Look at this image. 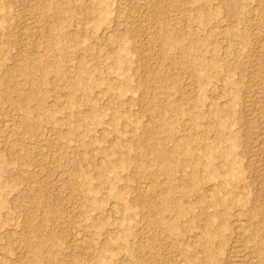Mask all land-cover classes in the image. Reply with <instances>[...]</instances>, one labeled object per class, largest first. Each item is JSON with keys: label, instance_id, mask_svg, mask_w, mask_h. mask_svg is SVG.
I'll list each match as a JSON object with an SVG mask.
<instances>
[{"label": "rangeland", "instance_id": "374dc122", "mask_svg": "<svg viewBox=\"0 0 264 264\" xmlns=\"http://www.w3.org/2000/svg\"><path fill=\"white\" fill-rule=\"evenodd\" d=\"M0 264H264V0H0Z\"/></svg>", "mask_w": 264, "mask_h": 264}, {"label": "bare ground", "instance_id": "6f19581e", "mask_svg": "<svg viewBox=\"0 0 264 264\" xmlns=\"http://www.w3.org/2000/svg\"><path fill=\"white\" fill-rule=\"evenodd\" d=\"M36 27V26H35Z\"/></svg>", "mask_w": 264, "mask_h": 264}]
</instances>
